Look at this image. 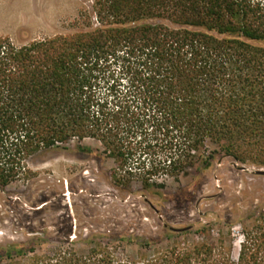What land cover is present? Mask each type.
Wrapping results in <instances>:
<instances>
[{"label":"trees","instance_id":"16d2710c","mask_svg":"<svg viewBox=\"0 0 264 264\" xmlns=\"http://www.w3.org/2000/svg\"><path fill=\"white\" fill-rule=\"evenodd\" d=\"M92 13L97 27L87 17L71 37L0 38V188L33 179L34 156L85 140L124 188L163 190L218 156L264 170L262 4L94 0ZM28 264H264V230L245 235L236 261L195 244L138 258L95 246Z\"/></svg>","mask_w":264,"mask_h":264},{"label":"rangeland","instance_id":"374dc122","mask_svg":"<svg viewBox=\"0 0 264 264\" xmlns=\"http://www.w3.org/2000/svg\"><path fill=\"white\" fill-rule=\"evenodd\" d=\"M93 2L0 0V38L23 46L86 32L87 17L97 27ZM27 165L33 179L0 188V264L85 256L95 246L138 258L195 244L212 245L215 254L227 248L236 261L245 235L264 230V176L255 174L262 169L228 157L197 165L178 182L167 179L163 190L116 186L117 166L93 140L36 155Z\"/></svg>","mask_w":264,"mask_h":264},{"label":"water","instance_id":"95a60500","mask_svg":"<svg viewBox=\"0 0 264 264\" xmlns=\"http://www.w3.org/2000/svg\"><path fill=\"white\" fill-rule=\"evenodd\" d=\"M258 176H264V171L260 170L255 173Z\"/></svg>","mask_w":264,"mask_h":264}]
</instances>
